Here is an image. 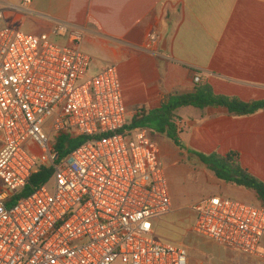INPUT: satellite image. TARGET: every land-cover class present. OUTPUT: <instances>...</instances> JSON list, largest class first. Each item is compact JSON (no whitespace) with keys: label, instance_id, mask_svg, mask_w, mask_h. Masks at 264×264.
Returning <instances> with one entry per match:
<instances>
[{"label":"built area","instance_id":"built-area-1","mask_svg":"<svg viewBox=\"0 0 264 264\" xmlns=\"http://www.w3.org/2000/svg\"><path fill=\"white\" fill-rule=\"evenodd\" d=\"M85 37L66 23L29 35L0 10V264H189L155 235L173 203L154 131L125 129L141 109L127 110L116 64L93 70ZM62 133L88 141L62 158ZM39 168L52 176L7 207ZM192 211L195 234L260 255L263 206L213 196Z\"/></svg>","mask_w":264,"mask_h":264},{"label":"crops","instance_id":"crops-1","mask_svg":"<svg viewBox=\"0 0 264 264\" xmlns=\"http://www.w3.org/2000/svg\"><path fill=\"white\" fill-rule=\"evenodd\" d=\"M0 10L6 25L33 36L51 32L56 23L84 29L93 70L118 66L130 113H155L169 97L192 93L197 85L246 103L264 101V0H0ZM153 34L158 41L148 51ZM175 125L180 151L196 158L200 179L216 187L209 197L227 198L228 186L244 188L219 180L198 155L235 152L241 167L264 183V110L237 117L225 107H186ZM170 192L173 211L157 221L156 237L159 227H173L171 232L195 220ZM253 200L245 202L259 204L255 193ZM195 235L189 264H222L215 260L229 251L243 254ZM263 248L264 240L260 255Z\"/></svg>","mask_w":264,"mask_h":264},{"label":"trees","instance_id":"trees-1","mask_svg":"<svg viewBox=\"0 0 264 264\" xmlns=\"http://www.w3.org/2000/svg\"><path fill=\"white\" fill-rule=\"evenodd\" d=\"M186 107L198 109L225 107L231 114L243 117L264 110V101L246 103L237 97L217 95L208 85H197L192 93L169 97L155 113L147 114L142 109L137 116L128 121L125 129H152L157 133L166 135L177 147L183 149L179 139L180 132L177 130L175 121L177 120V112ZM87 141L88 138L83 136L72 138L69 133H62L57 139V150L59 155L64 158ZM198 157L219 180L254 192L259 203L257 205L264 207V183L241 167L237 153L232 152L225 156L219 154L198 155ZM51 176L52 170L39 168L33 174L26 188L9 198L7 207H11L21 198L31 195L36 189L45 184Z\"/></svg>","mask_w":264,"mask_h":264},{"label":"rangeland","instance_id":"rangeland-1","mask_svg":"<svg viewBox=\"0 0 264 264\" xmlns=\"http://www.w3.org/2000/svg\"><path fill=\"white\" fill-rule=\"evenodd\" d=\"M89 75H93V72H90ZM153 139L158 145L170 189L180 199V205L193 212L192 208L207 199L210 195H213L216 187L200 179L197 172L199 169L196 166L199 164L197 159L188 156L184 151L181 152V149L166 135L155 133ZM0 185L2 184L0 183ZM228 190L229 193L225 194L228 196L227 198H235L243 202H255L253 200V192L234 186H228ZM190 221L185 222L181 228L174 229L171 232L169 229L173 227L168 226V229L166 226L159 227L156 230L157 240L164 244L187 248L191 257L190 249L196 235L192 231L193 221ZM216 261L222 262V264H264V253L259 256H248L229 251L228 256L223 255L221 258H217Z\"/></svg>","mask_w":264,"mask_h":264}]
</instances>
